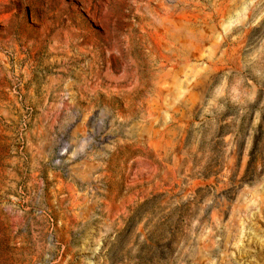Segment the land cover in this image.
<instances>
[{"label": "rangeland", "instance_id": "1", "mask_svg": "<svg viewBox=\"0 0 264 264\" xmlns=\"http://www.w3.org/2000/svg\"><path fill=\"white\" fill-rule=\"evenodd\" d=\"M0 264H264V0H0Z\"/></svg>", "mask_w": 264, "mask_h": 264}]
</instances>
